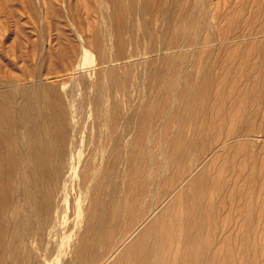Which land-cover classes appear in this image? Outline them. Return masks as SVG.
Instances as JSON below:
<instances>
[{"label": "bare ground", "instance_id": "bare-ground-1", "mask_svg": "<svg viewBox=\"0 0 264 264\" xmlns=\"http://www.w3.org/2000/svg\"><path fill=\"white\" fill-rule=\"evenodd\" d=\"M252 2L0 0V264H264ZM71 192L84 227L58 263Z\"/></svg>", "mask_w": 264, "mask_h": 264}, {"label": "rangeland", "instance_id": "rangeland-1", "mask_svg": "<svg viewBox=\"0 0 264 264\" xmlns=\"http://www.w3.org/2000/svg\"><path fill=\"white\" fill-rule=\"evenodd\" d=\"M250 19H253L252 23L250 24L248 21ZM240 20H241V25H242V36H243V40L242 41H246L247 40V36H245L246 34H248L251 30L254 29V31L256 32L255 35L257 37L260 36H264V0H253V2L251 3V5H247V8L244 12L243 15L240 16ZM230 22H228V20H223L220 25H222V29L229 27ZM229 25V26H227ZM227 26V27H226ZM250 47V46H248ZM88 62L91 64V66L93 67V76L94 78L96 77V73L98 70V67L95 66V57H93V59H88ZM88 63V64H89ZM93 64V65H92ZM79 119L81 121V123L83 124V128H84V138L85 141L89 144H87L86 147V142L83 139V144H82V151H81V161H83L86 156L88 155V151L90 147V145L93 144V139L91 138L92 134L94 135V133L92 132V128L94 127V125H92L94 123V116L91 114L90 111L88 110H83L80 114H79ZM92 127V128H91ZM92 132V133H91ZM90 136V137H89ZM87 137V138H86ZM90 138V141L89 139ZM94 138V136H93ZM258 138L260 141L263 140V136L261 134L258 135ZM87 139V140H86ZM92 139V141H91ZM89 141V142H88ZM87 148V149H85ZM212 153H207L205 155L206 159H210L211 158ZM81 164V163H80ZM80 166L78 167V171H79ZM78 175V173L76 174ZM77 178H79V175L76 177V180H78ZM75 180V179H74ZM79 181V180H78ZM74 184L76 181H73ZM78 182H76L77 184ZM74 194V195H73ZM77 195L74 192H71L68 196V198L66 199V201H64L63 205H62V213L60 216V219L58 221V228L55 230L53 234L49 237V241H53L54 244L57 245L58 249H60V255L57 257V262H61V259H68L71 257L72 255V247L74 248L73 244H76L77 240L79 239V233L83 230L84 227V211H81L80 209L83 210V207H86L84 205L85 202L87 203V199L85 200H81L77 202V197L75 196ZM87 200V201H86ZM80 202V203H79ZM88 205V203H87ZM79 209V210H78ZM80 211L82 212L80 214ZM232 210L229 208H225L224 211L221 212V217L222 220L221 223L224 224V226L228 224V218L229 216L232 215ZM237 220L239 221V217L237 218ZM237 227V224H236ZM238 228V227H237ZM225 232V231H224ZM223 232V230L221 231L218 239L221 241L223 234H225ZM229 231H226V233H228ZM222 236V237H221ZM221 237V239H220ZM217 239V241H218ZM43 241H47L46 239H44ZM43 241H38L39 244L43 245ZM76 241V242H75ZM57 251H55L54 256L56 255Z\"/></svg>", "mask_w": 264, "mask_h": 264}]
</instances>
